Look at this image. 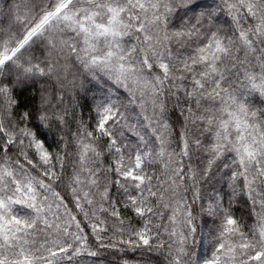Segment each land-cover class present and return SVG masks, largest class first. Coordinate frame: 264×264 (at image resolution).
I'll return each mask as SVG.
<instances>
[{"label":"snow or ice","instance_id":"snow-or-ice-1","mask_svg":"<svg viewBox=\"0 0 264 264\" xmlns=\"http://www.w3.org/2000/svg\"><path fill=\"white\" fill-rule=\"evenodd\" d=\"M0 264H264V0H0Z\"/></svg>","mask_w":264,"mask_h":264}]
</instances>
